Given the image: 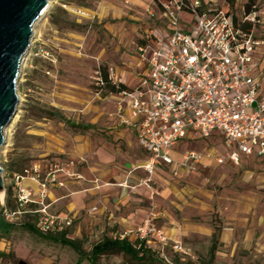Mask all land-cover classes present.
I'll return each instance as SVG.
<instances>
[{"label": "rangeland", "instance_id": "374dc122", "mask_svg": "<svg viewBox=\"0 0 264 264\" xmlns=\"http://www.w3.org/2000/svg\"><path fill=\"white\" fill-rule=\"evenodd\" d=\"M158 1L51 0L35 21L17 81V112L4 127L6 142L0 148V218L3 207L17 208L18 174L25 176L21 184H28L35 202L25 204L26 212L12 220L3 219L0 264H92L87 255L95 243L105 237H128L136 243L135 230L151 215L155 227L169 231L183 251L162 247L149 237L145 256L113 252L99 256L95 264H264V159L217 163L183 175L157 167L148 174L139 167L144 151L112 119L114 91L97 77L104 72L109 76L113 69L110 80L116 87L137 85L143 68L136 47L166 25ZM202 1L237 14L247 2ZM256 34L264 40V24ZM253 56L264 97V43L255 47ZM215 146L227 150L217 132L180 141L177 148ZM34 164L40 179L57 169L55 179L63 185L46 182L41 192L28 178ZM133 173L135 182L129 181ZM146 178L150 180L144 184ZM126 179L128 187L122 191L119 185ZM104 182L113 185V193L101 197L100 190H90ZM83 189L88 191L64 196ZM54 198L60 200L51 213L72 217L62 232L81 253L61 243L58 233L25 227H36L40 215L30 210Z\"/></svg>", "mask_w": 264, "mask_h": 264}, {"label": "built area", "instance_id": "2783aa9c", "mask_svg": "<svg viewBox=\"0 0 264 264\" xmlns=\"http://www.w3.org/2000/svg\"><path fill=\"white\" fill-rule=\"evenodd\" d=\"M158 5L165 28L154 29L137 45L145 65L142 76L137 85L121 91L131 114L139 117L136 140L147 153L139 167L152 174L162 164L172 174L183 175L205 166L204 158L218 164H239L241 154L264 158V97L260 77L253 72L255 47L264 43L256 34L264 24V0L248 12L242 7L240 14L202 0H159ZM113 73L110 69L109 79ZM97 80L103 83L101 75ZM214 132L223 138L227 148L223 154L177 148L180 141L206 138ZM174 151L178 158L172 156ZM31 170L28 178L42 187L41 192L46 182L63 185L55 179L57 169L49 170L44 179L36 164ZM24 178L23 174L15 177L17 208L3 207L4 220L25 213L23 206L35 202L28 184H21ZM149 180L144 179V184ZM48 206L30 210L40 213L37 232L57 233L71 225L72 217L51 213ZM152 219V215L146 217L135 236L145 242L153 237L162 247L183 251L181 242L171 240Z\"/></svg>", "mask_w": 264, "mask_h": 264}, {"label": "water", "instance_id": "95a60500", "mask_svg": "<svg viewBox=\"0 0 264 264\" xmlns=\"http://www.w3.org/2000/svg\"><path fill=\"white\" fill-rule=\"evenodd\" d=\"M48 6V0H0V148L6 142L4 127L17 112V81L31 45L34 23ZM1 173L0 166V189Z\"/></svg>", "mask_w": 264, "mask_h": 264}, {"label": "trees", "instance_id": "16d2710c", "mask_svg": "<svg viewBox=\"0 0 264 264\" xmlns=\"http://www.w3.org/2000/svg\"><path fill=\"white\" fill-rule=\"evenodd\" d=\"M255 3H256V0H247L246 4L244 5L245 11L246 12L250 11L255 6ZM158 4H159V1H158ZM101 79H102L103 85L106 88H108L110 91H116V90L118 91V90H122L125 88L124 85H119L118 87H116L115 84L108 78L105 72L102 73ZM4 225H6V223L3 221L2 218H0V230L5 228ZM25 227L31 231H36V228L33 224L27 223ZM57 233L60 235L57 238L61 243L71 246L78 253H81L79 250V247L75 244L73 240L64 238L63 236L64 232L61 231ZM135 240H136V243H133L128 239V237H123V238L105 237L92 246L90 252L87 255L88 260L92 264H95L96 259L99 256L104 255V254L113 253V252H124L136 258L138 257L139 254L142 257L145 256L146 252L148 251V249L146 248L147 245H146L145 240H141L139 238H136Z\"/></svg>", "mask_w": 264, "mask_h": 264}, {"label": "crops", "instance_id": "0c3cea01", "mask_svg": "<svg viewBox=\"0 0 264 264\" xmlns=\"http://www.w3.org/2000/svg\"><path fill=\"white\" fill-rule=\"evenodd\" d=\"M144 42V41H143ZM142 42V43H143ZM141 43V44H142ZM140 63L142 65V68L144 69V63L140 60ZM131 89V88H130ZM130 89H127V90H130ZM124 90V89H122ZM122 90H116L114 91V94H112V97L114 98V112H113V117L112 119L114 120V122L117 124V125H120V126H123L125 129H127L131 135L134 137L137 145L140 147V145L138 144L137 140H136V133H137V129H138V121H139V117H134L132 114H131V111L129 109V107L127 106V99L125 97H123V94L121 93ZM126 90V89H125ZM119 106H121V109L119 110ZM119 117H123V118H126L128 120L129 123H121L119 121ZM141 148V147H140ZM142 149V148H141ZM207 149V148H206ZM204 149V150H206ZM209 149V148H208ZM143 150V149H142ZM210 150H213L214 152L218 153V154H223L226 150H224L222 147H212L210 148ZM144 151V150H143ZM145 153V160L144 162L147 160V153L144 151ZM250 157H254L255 159H264V158H260V157H256L254 155H245V154H241L240 155V162L241 163L245 158H250ZM226 162H230V161H226ZM232 163V162H230ZM202 164H204L205 166L204 167H209L213 164H217L214 160H211V159H208V158H204L202 160ZM143 168V167H142ZM158 168H167L169 170V166L167 165H159ZM144 169V168H143ZM131 176V179H126L125 182H122L120 183L119 186L122 187V191L124 190L125 187H128V185H125V183H127V181H131V182H135V180L137 179V174L136 173H133L130 175ZM105 186H108V187H105ZM109 186H113L111 183H105L103 185H98L96 188L93 187L92 189L90 190H100V196L101 197H104L105 196V193H113V188L112 187H109ZM88 190H79L77 192H70L69 194L67 195H64V196H78L80 194H83L84 192H86ZM90 192V191H89ZM95 193V191H94ZM64 196H61L62 198H64ZM60 197V198H61ZM61 198V199H62ZM60 199L59 198H54L52 199V202L49 204L48 206V210L50 212H53L51 211L52 209V206H54V204L56 202H58ZM106 199L104 198V201ZM95 209H98V206L95 205ZM165 234L171 239V240H178L176 238H173V235L170 234L169 231H166L164 230ZM22 261V260H19V262ZM28 264V263H27Z\"/></svg>", "mask_w": 264, "mask_h": 264}, {"label": "bare ground", "instance_id": "6f19581e", "mask_svg": "<svg viewBox=\"0 0 264 264\" xmlns=\"http://www.w3.org/2000/svg\"><path fill=\"white\" fill-rule=\"evenodd\" d=\"M50 1H51V0H48V3H49V4H50ZM42 15H43V14H42ZM42 15H41V16H42ZM33 32H34V31H33ZM21 66H22V64H21ZM17 93H18V91H17ZM2 195H3V194L1 193V196H2Z\"/></svg>", "mask_w": 264, "mask_h": 264}]
</instances>
